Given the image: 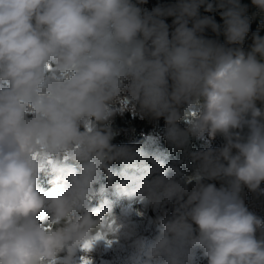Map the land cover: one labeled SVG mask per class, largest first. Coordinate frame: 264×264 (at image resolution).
<instances>
[{
  "label": "clouds",
  "instance_id": "1",
  "mask_svg": "<svg viewBox=\"0 0 264 264\" xmlns=\"http://www.w3.org/2000/svg\"><path fill=\"white\" fill-rule=\"evenodd\" d=\"M145 3L0 0V264H72L79 249L132 236L130 209L117 217L111 194L176 205L153 239L136 241L145 264H264V218L241 195H264V37L241 47L240 0ZM252 4L264 12V0ZM202 6L219 10L222 29ZM120 105L163 118L177 148L205 134L225 143L191 153L195 172L178 180L154 153L112 143Z\"/></svg>",
  "mask_w": 264,
  "mask_h": 264
},
{
  "label": "rangeland",
  "instance_id": "2",
  "mask_svg": "<svg viewBox=\"0 0 264 264\" xmlns=\"http://www.w3.org/2000/svg\"><path fill=\"white\" fill-rule=\"evenodd\" d=\"M252 0H240L241 5L246 6L245 15L250 18V15L257 13L262 25H264V12H261L255 5H253V12H250L248 3ZM178 0H147V3L138 5L142 9L151 11L157 6H171L177 3ZM214 2V0H209ZM200 13H209L219 25L221 29L223 27V20L220 16V12L217 9L213 12H206L202 6L199 10ZM165 22H171L174 17H165ZM191 27V22L189 24ZM261 28H263L261 26ZM175 27L169 28V34L174 31ZM206 39L216 40L219 42L225 41V37L221 31L219 35L216 33H208L204 35ZM253 42L249 45L247 43V50L251 49ZM126 107V105H120V109ZM181 128H186L187 124L184 120L178 122ZM166 125L157 123L154 128L149 132L142 133L143 141L140 144L128 146L135 151H148L154 153L159 159L168 166L169 174L172 170H175L178 175V180H188L195 172L198 165V161H194L191 157V153L207 150L209 147L216 149L224 145L225 140L222 136H217L214 139L210 138L207 134L201 138H189V143L182 148H177L175 145L169 143L164 136V129ZM127 135H132L131 132H127ZM151 166V165H149ZM113 167L118 171H123L128 175L137 174L142 172V169L128 168L124 169L123 165L119 162H113ZM51 177H41L42 187L47 190L52 187L50 184ZM102 182L107 183L106 179ZM205 183H214L217 187H220L222 181L219 180H205ZM244 203L249 211L254 212L256 215L264 218V212L260 209L256 196L247 189H243L241 193ZM110 198L113 201V212L117 217L121 216L122 209H130L129 219L135 227V232L130 237L121 236L118 239H108L101 241L95 245L90 251H84L79 249L74 257L72 264H82L81 257H87L90 264H145V257L138 250L136 241L140 238L145 240L153 239L158 233L157 229L162 225L164 221L172 217L175 211V204L165 205L161 208L152 209L146 208L139 202L129 201L127 197L117 196L111 194ZM94 206H99L97 201H94ZM64 253L61 254L63 256ZM195 264H207V260L201 257H197Z\"/></svg>",
  "mask_w": 264,
  "mask_h": 264
},
{
  "label": "trees",
  "instance_id": "3",
  "mask_svg": "<svg viewBox=\"0 0 264 264\" xmlns=\"http://www.w3.org/2000/svg\"><path fill=\"white\" fill-rule=\"evenodd\" d=\"M248 5L250 8V12H253L254 9L252 1H250ZM200 15L201 17L211 16L209 13H200ZM249 19L250 30L245 37L243 45L241 46L246 51H248L246 49L247 43H249V45L251 44V38L253 37V34L258 33L261 36L264 33V27L261 28L262 23L256 12H254V15ZM166 23L168 24L169 28L175 27L173 21ZM208 33L214 32L211 28H206L203 33V36ZM219 43L224 44L225 41ZM157 123L166 125V122L163 118L156 119L149 115H142L139 113L138 107L134 109L129 106H126L122 108L119 112H117L116 115L112 118L110 126L113 132L115 133L112 143L118 146H133L136 144H140L143 141V136L141 134L149 132L152 128H154ZM244 131L246 132L247 129H245ZM127 132H131L132 135H127ZM261 188H264V182L261 183ZM253 194L257 198L260 209L264 212V195L258 193Z\"/></svg>",
  "mask_w": 264,
  "mask_h": 264
},
{
  "label": "snow or ice",
  "instance_id": "4",
  "mask_svg": "<svg viewBox=\"0 0 264 264\" xmlns=\"http://www.w3.org/2000/svg\"><path fill=\"white\" fill-rule=\"evenodd\" d=\"M102 238L101 236H98L97 239ZM91 247V242H89L88 244L85 245V249H89ZM83 264H90V261L88 260H84Z\"/></svg>",
  "mask_w": 264,
  "mask_h": 264
},
{
  "label": "built area",
  "instance_id": "5",
  "mask_svg": "<svg viewBox=\"0 0 264 264\" xmlns=\"http://www.w3.org/2000/svg\"><path fill=\"white\" fill-rule=\"evenodd\" d=\"M250 17H252V15H250ZM261 36L264 37V33ZM252 42H253V37L251 38V43ZM243 189H246V187H244Z\"/></svg>",
  "mask_w": 264,
  "mask_h": 264
}]
</instances>
